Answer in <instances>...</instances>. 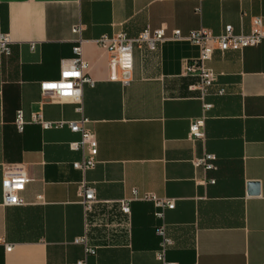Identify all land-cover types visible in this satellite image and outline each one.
Listing matches in <instances>:
<instances>
[{"label":"crops","instance_id":"1","mask_svg":"<svg viewBox=\"0 0 264 264\" xmlns=\"http://www.w3.org/2000/svg\"><path fill=\"white\" fill-rule=\"evenodd\" d=\"M263 14L264 0H0V32L13 39L9 80H0V264H162L153 203L133 199L131 213L121 211L119 200L134 192L174 199L165 212L169 261L264 264V40L216 49L208 63L216 82L206 95L191 89L199 77L184 73L200 53L186 39L167 38L154 51L136 45L132 69H119L116 80L97 43L147 26L165 27L168 36L201 27L218 35L228 24L248 33ZM77 25L81 34L73 32ZM79 39L95 85L83 88L80 105L43 95L41 83L60 78L61 61L75 56ZM19 109L27 121L22 131ZM37 113L48 121L87 119L98 142L96 165L74 168L83 151L70 143L80 133L44 129L32 120ZM203 115L204 138L191 139V123ZM206 154L215 157L213 169L193 163ZM7 164L24 166L29 176L23 205L3 204ZM83 181L96 195L88 214ZM251 181L258 194H249ZM83 235L96 254L75 242Z\"/></svg>","mask_w":264,"mask_h":264},{"label":"built area","instance_id":"2","mask_svg":"<svg viewBox=\"0 0 264 264\" xmlns=\"http://www.w3.org/2000/svg\"><path fill=\"white\" fill-rule=\"evenodd\" d=\"M81 25L73 28V32L81 34ZM167 38L186 39L200 47L198 57L185 62L184 73L186 75H196L199 82L191 86V89L199 90L202 95H206L208 90L216 82V73L209 66V61L213 57L216 49L221 51L243 50L247 47H257L264 40V14L252 18L251 30L248 33H236L233 26L228 24L224 30L216 35L211 30L201 27L183 35L179 29L172 31L170 36L167 35L165 27L151 28L147 26L137 36H129L124 31H118L112 35H103L97 39V43L104 47L109 53V71L110 79L118 78V70L129 72L134 64V47L144 45L149 50H157L160 44ZM74 45L73 52L75 56L71 59L61 61L60 78L52 81L41 83L43 95L50 96L52 99H66L76 104H81L83 88L85 86L93 87L95 80L88 72V63L83 59L81 43ZM13 39L9 32H0V80L3 83L8 82V69L10 58L12 57ZM35 45L32 44V48ZM264 77V74H263ZM126 82V81H125ZM220 94L224 89L219 90ZM204 111L212 107L210 103H204ZM81 110V107H78ZM206 116L203 115L192 121L190 127L191 139L204 138V125ZM32 120L39 123L44 129H58L68 126L72 131L79 132L80 140L72 141L70 148L73 150L83 151V158L75 161L73 167L83 172L93 168L97 163L98 142L95 134L85 126L87 119L75 121H48L41 113L33 115ZM27 121L22 109L17 110L15 115V124L18 130L22 131ZM214 155L206 154L201 158L193 161L194 165L202 166L206 170L215 167L213 160ZM29 176L24 166L20 164H7L3 169V178L1 182L3 204L7 206H20L25 204L21 193L25 190L29 182ZM211 182H214L212 180ZM81 204L85 214H88L96 201L95 189L88 186L85 181L79 185ZM133 198H123L119 200L121 211L125 214L131 213V201L133 199H142L151 201L155 207L153 212L157 220L155 232L159 237V247L156 251V257L162 264H177L167 259V251L173 245V240L167 234L165 223V212L175 207L174 199L168 197H158L154 194L147 193L139 196L134 192ZM76 243L85 245L86 254H96V249L87 244V237L83 235L75 239ZM13 245L6 244V251H10ZM84 264V261H79Z\"/></svg>","mask_w":264,"mask_h":264},{"label":"water","instance_id":"3","mask_svg":"<svg viewBox=\"0 0 264 264\" xmlns=\"http://www.w3.org/2000/svg\"><path fill=\"white\" fill-rule=\"evenodd\" d=\"M249 194H258L259 193V183L256 181H251L248 184Z\"/></svg>","mask_w":264,"mask_h":264}]
</instances>
